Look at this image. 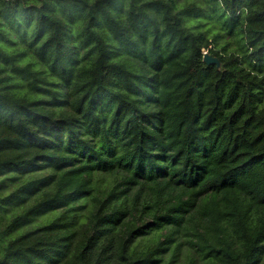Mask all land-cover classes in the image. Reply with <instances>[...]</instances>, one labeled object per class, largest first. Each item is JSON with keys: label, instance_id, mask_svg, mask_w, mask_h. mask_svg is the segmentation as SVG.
<instances>
[{"label": "trees", "instance_id": "16d2710c", "mask_svg": "<svg viewBox=\"0 0 264 264\" xmlns=\"http://www.w3.org/2000/svg\"><path fill=\"white\" fill-rule=\"evenodd\" d=\"M189 1L0 0V264L260 263L264 0Z\"/></svg>", "mask_w": 264, "mask_h": 264}, {"label": "rangeland", "instance_id": "374dc122", "mask_svg": "<svg viewBox=\"0 0 264 264\" xmlns=\"http://www.w3.org/2000/svg\"><path fill=\"white\" fill-rule=\"evenodd\" d=\"M185 0H179V2H184ZM194 2L195 0H190L189 2ZM176 1H174L175 3ZM195 3L200 6V1H195ZM175 6H177V8H179V4L178 3H175ZM202 6V5H201ZM200 6V7H201ZM221 9L219 8V4L214 2V4H212V6L210 8H207V9H203V16L202 18L204 17L205 14H216L215 12H220ZM204 22H208L206 21V19L204 20ZM209 23L210 25H213V28L214 30L212 31V34H220L221 37H219L218 39V45L221 46L222 44L224 43H229V48H233L234 47V42L232 40V38H230L229 36H227L226 34H224L222 31L219 30V26L217 24H214V19H211L209 20ZM211 28V27H210ZM17 47H20V44L17 45ZM186 247H183V251H186ZM193 253V257H195V254L194 252ZM185 258L184 256V253H182L180 256H179V259L182 261L183 259ZM196 264H198V262H196ZM259 264H264V254L262 255L261 257V260H260V263Z\"/></svg>", "mask_w": 264, "mask_h": 264}, {"label": "water", "instance_id": "95a60500", "mask_svg": "<svg viewBox=\"0 0 264 264\" xmlns=\"http://www.w3.org/2000/svg\"><path fill=\"white\" fill-rule=\"evenodd\" d=\"M203 61L206 65H215L217 69L220 68V61L216 56L205 53L203 56Z\"/></svg>", "mask_w": 264, "mask_h": 264}, {"label": "built area", "instance_id": "2783aa9c", "mask_svg": "<svg viewBox=\"0 0 264 264\" xmlns=\"http://www.w3.org/2000/svg\"><path fill=\"white\" fill-rule=\"evenodd\" d=\"M203 53L205 54V53H206V51H203Z\"/></svg>", "mask_w": 264, "mask_h": 264}]
</instances>
